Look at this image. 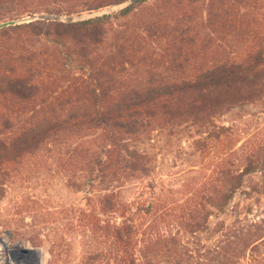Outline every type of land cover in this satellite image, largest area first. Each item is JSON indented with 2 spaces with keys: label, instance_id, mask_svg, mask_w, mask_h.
<instances>
[{
  "label": "trees",
  "instance_id": "16d2710c",
  "mask_svg": "<svg viewBox=\"0 0 264 264\" xmlns=\"http://www.w3.org/2000/svg\"><path fill=\"white\" fill-rule=\"evenodd\" d=\"M126 1L0 0V22ZM250 106L264 113V0H143L76 23L2 28L0 199L53 162L68 188L85 193L82 208L64 211L89 238L81 264H264V214L251 218L253 209L214 243L201 240L247 176L264 179V136L239 145L240 129L220 124ZM161 136L191 140L204 155L219 150L183 198L156 179L146 146ZM135 181L141 190L126 200ZM30 210L16 203L9 215ZM41 236L34 228L24 242L43 246ZM63 240L50 249L53 262Z\"/></svg>",
  "mask_w": 264,
  "mask_h": 264
},
{
  "label": "rangeland",
  "instance_id": "374dc122",
  "mask_svg": "<svg viewBox=\"0 0 264 264\" xmlns=\"http://www.w3.org/2000/svg\"><path fill=\"white\" fill-rule=\"evenodd\" d=\"M68 4L72 5L73 2ZM116 6L118 5L98 11L111 10ZM88 13L91 12L66 16L38 12L13 20L26 19L25 23H29L30 19L35 18L33 21L47 20L68 23L73 17ZM220 124L236 126L240 129L236 135L240 142L239 145L250 138L264 136V113L260 107L250 106L244 109H235L224 117ZM153 142L146 148L157 156L156 179L164 183L170 191L175 192V196L179 198L184 197L182 193L184 194L188 187H194L198 178L210 172V168L217 160L214 153L219 155V150L212 152L210 156L208 153L204 155L201 150H195L193 142L186 138L169 141L161 136L155 138ZM263 180L262 173H254L245 178L244 185L234 196L229 210L225 214L211 219V230L201 237L203 244L214 243L219 231L221 233L222 230H225L236 218L249 216L251 209H253L251 218L261 213L264 214V194L257 192L258 188L263 187ZM26 181L13 187L7 198L0 199V225H2L1 218L16 220L11 229L0 226V264H81L82 252L87 250L89 238L85 236L81 227H75V224L71 227L64 220V211L82 208L85 204V193L68 188L65 183V170L53 162L41 164L30 173L29 179ZM141 187V183L137 181L126 185L123 189L124 198L132 200L138 195ZM258 202L260 204H257ZM16 203L29 204L31 210L10 217L9 214H13V211L10 212V208ZM45 218H48V221L45 220V222L43 220ZM34 228L40 231L41 237L45 241L43 246L37 247L24 242V239L29 237ZM57 238L64 239V251L65 249L68 251L62 254L58 262H53L50 249L57 243ZM65 242L70 244V249ZM23 249L29 251L24 252ZM161 259L170 261L167 257Z\"/></svg>",
  "mask_w": 264,
  "mask_h": 264
},
{
  "label": "water",
  "instance_id": "95a60500",
  "mask_svg": "<svg viewBox=\"0 0 264 264\" xmlns=\"http://www.w3.org/2000/svg\"><path fill=\"white\" fill-rule=\"evenodd\" d=\"M143 0H128L126 1L125 3L123 4H120L114 8H112L111 10L110 9H107V10H102V11H97V12H91V13H88V14H85V15H80V16H77V17H73L70 22H73V23H76V22H81V21H85V20H90V19H94V18H97V17H102L104 15H108V14H111L113 13V11H116V12H119V11H122L132 5H135L139 2H141ZM31 21L35 20L34 19H30ZM27 20L26 19H22V20H12V21H5L3 23H0V29L2 28H5V27H9V26H15V25H19L21 23H25ZM29 21V22H31ZM24 252H28L29 250L28 249H23Z\"/></svg>",
  "mask_w": 264,
  "mask_h": 264
}]
</instances>
